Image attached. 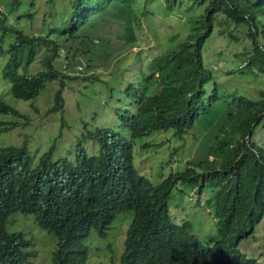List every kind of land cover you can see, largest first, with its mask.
I'll return each instance as SVG.
<instances>
[{
	"label": "trees",
	"instance_id": "16d2710c",
	"mask_svg": "<svg viewBox=\"0 0 264 264\" xmlns=\"http://www.w3.org/2000/svg\"><path fill=\"white\" fill-rule=\"evenodd\" d=\"M136 1L45 0L52 6L48 15L62 21L38 34L25 32L10 17L32 19L36 0L7 1L0 8V56L6 55L2 80L22 99L36 97L46 83H58L54 105L46 111L62 112L65 79L77 77L58 64L62 50L75 72L79 71L75 65L85 67L93 60L88 54L101 56L99 50L104 63L113 59L121 62L119 54L126 43L142 44L143 35L149 42L146 33L136 31L141 26ZM157 1L165 10L182 9V0ZM192 1L200 11L186 15L189 31L185 37L177 39L175 34L169 45L158 38L161 44L146 65L140 61L136 70L118 65L120 71L109 72L119 79L120 94L113 92L119 101L115 103L119 130L86 128L75 152L69 149L68 154L53 158L52 145L41 153L35 166L25 144L0 146V264H30L31 257L40 254L38 246H32L9 224L14 213L25 211L45 216L48 231L57 238L56 250L42 264H83L84 241L90 231L101 223L107 225L118 211L131 214L129 230L149 218L164 222L152 245L144 246L139 237L128 242L129 250L136 254L125 259V264H150V248L177 235L203 250L210 264H264V260L239 249L240 240L254 232L264 216V0ZM66 8L69 11L63 12ZM185 8L191 11L192 2ZM219 17L232 27L227 37L224 28L217 30L220 38L237 43L245 38L249 43V49L244 47L240 54L244 65L227 73L238 80L261 75L256 96L238 92L237 84L228 90L211 68L207 52L215 44V19ZM115 26L118 31L110 32ZM42 49L41 68L29 71ZM0 111L20 114L1 99ZM203 125L210 126V140L202 143L203 148L198 144L203 132L193 134L188 148L192 159L179 171L154 182L135 167L136 138L170 128L182 136ZM258 132L260 137H256ZM83 140L92 143V152L84 150ZM178 184H182V191L195 189L197 200L204 197V205L215 220L205 242L209 245L189 233L187 220L178 223L171 218L170 194Z\"/></svg>",
	"mask_w": 264,
	"mask_h": 264
},
{
	"label": "rangeland",
	"instance_id": "374dc122",
	"mask_svg": "<svg viewBox=\"0 0 264 264\" xmlns=\"http://www.w3.org/2000/svg\"><path fill=\"white\" fill-rule=\"evenodd\" d=\"M7 1L9 0H0L1 9L4 8ZM191 2L192 10L187 11L185 6ZM163 5L157 0H150L147 7L146 0L145 2L144 0L136 1V12L141 18V26L136 31L137 34L146 33L149 42L145 41L143 35L142 44L134 43L127 46L126 43L119 54L121 57L119 63L116 62L117 59L104 63L102 61L103 51L99 50L101 56L88 54L87 58L89 59L91 56L93 60L85 64L86 69L82 65V68L80 69L79 66V71L75 72L71 65L72 61L64 57L65 52L62 50V57L57 58L58 64L67 74L77 75L72 79H65L66 85L62 90L64 98L62 112L58 110L46 111L54 105V91L59 87L58 83L56 85L51 82L46 83L41 93L32 99L14 96L9 90V83L3 81L1 77V67L6 60V55L2 54L0 56V99L20 110V114L0 111V146L25 144L33 161H37L41 153L52 145H54L52 149L53 158L68 154L69 149L75 152L77 140L83 137L86 128L93 130L96 126H106L119 130V121L115 115V106H117L115 103L119 101H115V96H113V92L115 95L116 93L120 94V91L117 90L119 79L115 78L116 74L110 75L109 72L120 71L118 65H121L122 68L130 67L131 70H136L140 61L146 65L152 54L158 49L157 46L161 44L158 38H161L165 45H169L171 36L177 34V39L185 37L189 31L186 15L192 11L194 13L200 11L197 4L192 0H182L183 10H165ZM61 9L62 7L59 8V10ZM68 11L69 8L63 10V12ZM51 12L52 6L48 5L45 0H36V10L32 19L28 17L19 19L17 15L13 16L12 14L10 17L12 22L22 26L25 32L38 34L46 33L50 27L61 23L62 18L55 21L48 15ZM221 19L223 18L215 19V36L213 37L215 44L211 45L207 52V59L211 62V68L217 72V80L228 90L237 84L238 92L244 93L246 96H256L259 86L262 85L261 75L251 74L247 78L238 80L236 75L233 78L231 73H227L228 70L244 65L240 54L244 47L249 46V43L245 38L241 43L220 38L221 36L217 35V30L224 28V36L227 37L228 29L232 28L231 26L228 27L226 22H221ZM115 28L116 26L111 27L110 32L118 31ZM42 56L43 49L38 52L35 61L29 65V71L35 72L41 68ZM130 77H133V74L128 75V78ZM64 120L65 123L62 122ZM209 128L210 126L205 125L202 127L195 126L193 130H189L182 136L177 135L174 128H170L166 131L160 130L136 138L133 144L135 167L154 182L161 180L168 173L180 170L188 164L189 159H192L189 155L191 150L188 149L192 142L190 138L193 137V134L197 135L200 131L203 132L198 144L204 148L203 144L211 138L210 133H208ZM256 137H260V132L256 134ZM143 142H147L148 145L144 146ZM82 143L84 150L92 152L94 146L91 142L83 140ZM192 151L195 154L196 150L192 149ZM201 154L205 155L203 152ZM181 187L182 184H178L177 189L173 190L170 195L169 204L173 207L170 213L176 221L183 222L186 219L190 224V231L196 233L199 238L206 239L209 236V231L215 225L210 213L205 209L204 197L196 200L197 192L195 189L189 190L184 186L185 192H182L180 191ZM122 215L123 212H117L111 227L104 232L99 233L97 229L91 231L86 239L90 247V255L84 264H118L120 252L115 237L118 232L119 218ZM126 215L129 222L131 214L126 213ZM262 220H264V216ZM9 224L13 226L14 230L22 231L32 246L35 245L40 248V254L32 256L30 264H42L48 255L49 259L51 258L56 247V237L52 232L41 229L34 222L32 214L16 212L12 215ZM240 246L246 253L264 260V221L256 231L243 238Z\"/></svg>",
	"mask_w": 264,
	"mask_h": 264
},
{
	"label": "clouds",
	"instance_id": "9594fccd",
	"mask_svg": "<svg viewBox=\"0 0 264 264\" xmlns=\"http://www.w3.org/2000/svg\"><path fill=\"white\" fill-rule=\"evenodd\" d=\"M79 66L81 69L82 66L78 65V68H79ZM38 161L39 160L32 161V164L35 166L37 163H39ZM173 172H176V171H173ZM180 191H182V190H180ZM182 192H185V191H182ZM205 209L208 213L210 212V209L207 208L206 206H205ZM118 212H122V211H118ZM24 213L32 214L34 222L41 229L48 231L47 228L50 225H49L47 218L45 216L40 214L38 211H25ZM116 213L111 217L110 220H108L109 223L107 225H104V223H101L98 227L92 228V230L97 229L99 231V233H102L105 230L109 229L112 225V222H113V219H114ZM169 214L171 215L170 211H169ZM171 218L173 220H175L172 217V215H171ZM38 220L41 221V225L38 224V222H37ZM185 220L186 219H184V221ZM131 221H132V217H130V220L128 222V217H127L125 211L123 212L122 217L119 218L118 232H117L116 237H115V241H116L117 247H118L119 252H120V258L118 260V264H125V259H128L130 255L135 256L136 253L131 252L129 250V247H128V242L130 240H132L135 237H139L141 239V243L144 246H150L153 244V242L155 241V239L159 235L160 224L164 223L163 219L149 218V221L142 222L136 229L129 230ZM212 221L215 224L214 217H212ZM262 221H264V220H261L260 224L262 223ZM176 222L182 223L180 221H176ZM14 231H20V230H14ZM91 231H90V233H91ZM90 233H89V235H90ZM189 233L194 234L195 238H197L198 240L201 239L204 242V244H208V243H205L206 239L199 238L196 235V233H194L192 230L190 231V227H189ZM86 239L84 241V243H85V255H84V261L82 262L83 264L88 260L89 255H90V247L87 244ZM182 239H183V237L181 235H177V236L173 237L170 241H165V242L153 245L150 248V254L152 255V261L150 264H210V259H209L208 255L203 250L194 246L192 244V241H189L188 238H186L184 241H182ZM242 240L243 239H241L240 242ZM28 242H30V241L28 240ZM57 246H58V244H57V238H56V247H55L54 251L56 250ZM239 249H241L243 252H245L241 248L240 243H239ZM250 255H252V254H250Z\"/></svg>",
	"mask_w": 264,
	"mask_h": 264
},
{
	"label": "built area",
	"instance_id": "2783aa9c",
	"mask_svg": "<svg viewBox=\"0 0 264 264\" xmlns=\"http://www.w3.org/2000/svg\"><path fill=\"white\" fill-rule=\"evenodd\" d=\"M95 41H97V39H95Z\"/></svg>",
	"mask_w": 264,
	"mask_h": 264
}]
</instances>
